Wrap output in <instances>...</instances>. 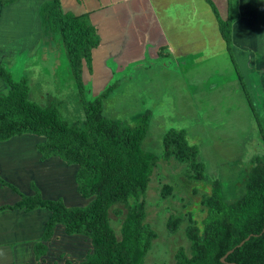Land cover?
Listing matches in <instances>:
<instances>
[{"label": "rangeland", "instance_id": "obj_1", "mask_svg": "<svg viewBox=\"0 0 264 264\" xmlns=\"http://www.w3.org/2000/svg\"><path fill=\"white\" fill-rule=\"evenodd\" d=\"M48 1L37 0L38 3ZM112 1L62 0L61 3L64 11L77 15L87 12L81 5L100 8L89 12L90 25L97 29L101 45L93 51V73L83 64L85 100L90 101L113 87L103 103L104 117L134 127L139 117L149 113L150 128L143 148L158 155L159 161L147 191H141L139 199L131 198L130 204L155 233L144 264H177L180 249L187 255L192 254L188 230L195 228L201 233L206 216L202 200L211 194L214 183L221 184L227 202H234L243 196L254 168L264 162V76L261 75L264 68L254 72L258 83H247L246 73L235 65L231 52L224 58L223 47L218 42L200 49L202 44L197 37L192 43L197 48L193 46L195 49H190L191 52L175 50L176 55L162 46L159 23L155 20L152 24V16L160 23L164 21L161 0H120L110 4ZM181 1L178 11L167 7L173 22L185 18L190 23L200 21L204 26L208 21V29L219 32L218 20L207 11L204 2L197 0L188 13V7L184 8L185 0ZM102 3L108 6L103 7ZM138 6L140 15L135 11ZM122 13H129L125 22L120 18ZM31 18L25 16L21 23L12 21L11 17L1 20V24L6 21V26L10 27L8 41L13 42L16 37L14 45L9 47L10 62L4 66L15 78L28 80L30 100L42 106L56 105L64 121L82 127L86 114L65 57L55 47L51 48L50 41L46 43L42 38L41 44L32 51H22L20 47ZM139 22L146 24L140 27ZM124 23L125 28H122ZM152 31L160 34L156 46L145 43L148 41L142 38L149 32L154 34ZM215 53L217 58H204L213 57ZM6 91L7 86L0 78V93ZM172 129L184 130L189 143L199 149V161L205 164L203 179L191 180L189 175L195 171L189 164L163 157V138ZM21 137L31 139L30 142L44 140L36 135ZM16 139L13 138V142ZM17 141L16 147L6 150L4 156H29L34 150L40 156L36 148L39 142L35 146H21V141ZM66 166L76 173V165ZM12 180L16 182V177ZM17 182L22 184L18 179ZM56 194L59 197L63 194L68 206L83 207L90 202L77 190L66 194L60 188ZM74 195H78V199ZM127 211L126 204H118L110 211V223L119 239ZM171 218L176 221L175 230L170 228ZM57 232L59 235L56 234V240L50 244L51 250L43 264H81L92 253L89 237L67 235L63 225ZM22 249L16 245L0 246V264H38L35 254L31 256Z\"/></svg>", "mask_w": 264, "mask_h": 264}, {"label": "trees", "instance_id": "obj_2", "mask_svg": "<svg viewBox=\"0 0 264 264\" xmlns=\"http://www.w3.org/2000/svg\"><path fill=\"white\" fill-rule=\"evenodd\" d=\"M17 1L0 0V5L7 7ZM234 1L229 0L227 20L213 6L229 52ZM39 12L42 39L50 41L51 48L55 47L65 57L85 110V123L82 127L70 125L61 118L56 105L42 106L30 100L28 80L15 78L0 64V78L7 86V91L0 93V143L23 135L43 138L36 145L40 160L58 158L68 166L76 165L77 192L90 202L83 207H69L62 198L45 199L35 183L31 184L35 195H25L0 174L1 186L20 197L13 205H1L0 213L37 209L51 212L34 248L37 261L48 252L46 242L54 237L56 227L63 225L67 235H85L92 242L93 251L81 264H144L155 233L143 223L130 200L139 199L140 192L147 191L159 161L158 155L143 148L150 128L149 113L139 117L134 127L104 117L103 103L113 87L90 101L85 100L83 64L93 73V51L101 45L97 29L90 25L89 12L81 15L66 12L61 0L43 3ZM163 149L165 159L175 158L190 165L195 171L189 175L191 180L203 179L205 164L199 161V149L189 143L184 130L167 132ZM118 204L128 206L121 239L110 223V211ZM202 204L206 208L202 231L188 230L192 254L180 249L177 264H264V162L254 168L241 198L227 202L221 184L216 181ZM169 225L175 230V219L171 218ZM230 251L233 252L223 261Z\"/></svg>", "mask_w": 264, "mask_h": 264}, {"label": "crops", "instance_id": "obj_3", "mask_svg": "<svg viewBox=\"0 0 264 264\" xmlns=\"http://www.w3.org/2000/svg\"><path fill=\"white\" fill-rule=\"evenodd\" d=\"M118 1L120 0H113L110 4H117ZM134 1L150 2L149 0ZM198 1L201 4H203V2L204 4H206L207 11H211V13H213L212 15L216 20H218L217 13L214 11L213 6L217 9L219 16L223 20H227L229 18V0ZM161 2L163 4L162 17L164 21L160 23L159 20L152 16V24H154L155 20L159 23V29L161 32V36L159 39L164 42L162 46L168 47V50L174 53L176 51L178 53V50L191 52L190 49H195L192 48L193 46H196V48L198 47L196 44H192L195 43L197 37L199 43L202 44L200 49L208 48L210 45H213V43L216 44V42H218L223 47L222 54L224 58L225 55H230V52L227 50L226 42L220 34L219 28V32L218 30L217 32H214L213 29H208V21L204 23V26L203 23L200 21L199 23L195 24L186 21L185 18L183 19L184 21L182 20L173 22L170 17V11L167 7L171 9L175 8L174 10L178 11V7H180L179 3L183 1L161 0ZM184 2V8L185 6L188 7V13L189 10L192 11L197 4V0H185ZM42 4L43 2L38 3L37 0H18L16 3L7 7H1L0 5V64L6 65L10 62V58L12 56L9 47L11 44L14 45L16 41V37H14L13 42H11V40L8 41V36H11V33L9 31L10 27L6 26V21L1 24V20H4L5 18L8 19L9 17H11L12 21L21 23L23 17L28 16L31 18L32 16L33 18H31V24L27 26V31L25 32L27 33V36L22 41L23 45L20 44V47H22V51H32L38 45L41 44L42 23L40 21L39 10ZM233 4L234 19L232 21L231 27V54L234 57L236 63L235 65H237L238 67H242L244 72L246 73L247 83H258V77L257 75H254V72L258 73L257 71H260L264 68V0H235ZM102 5H104L103 7L108 6V4L103 3ZM81 7H83L81 9L85 10V12L87 11L86 13H92L95 10L100 9L97 5H94L92 8H86L82 5ZM115 10L113 11V13H116L118 17V13L115 12ZM135 11L136 14L140 15L141 11L139 6L135 9ZM138 15L137 17H139ZM128 17L129 13H122L120 15V18L123 19L124 22ZM144 23L145 22H139L140 27L144 26ZM125 24L126 23H124V26H122V28H125ZM203 27L204 30L202 31ZM147 29L148 31H150L149 28ZM152 32L154 34H149V32L142 38L148 41L145 43H152L156 46V44H158V35L160 34H155L154 31ZM132 41L133 40L130 39V43H132ZM221 41L224 42L225 45ZM138 42L139 40L137 41V44L139 46L140 43ZM185 56L187 57L188 54ZM215 57L216 53L213 55V57L206 56L204 58L213 59ZM255 68L256 70H254ZM261 75L264 76V72H261ZM248 87L250 91H253L250 85ZM23 138L24 137H17L15 142H13V140L11 139L12 141L10 140V143H8V141L0 144V174L4 180L16 186L23 194L29 196L35 195V191L31 187V184L35 183V185L41 190L42 195L45 199L62 198L63 194H61V197L55 196L57 195V190L60 188L63 189L66 194L70 191L73 192V190H77L76 185L74 183L76 174L75 171H70L69 168L65 165V163L58 158H52L42 162L40 160V156L35 150L34 154H29V156H20L18 154H5L4 156V152H6V150H12L16 147L15 144L18 142L17 140L21 141V146L31 144L35 146V143L39 142L38 140H32L30 142L28 140L31 139ZM19 146L20 145H18V147ZM14 177H16V182H13L12 180ZM17 179L21 181L22 184L17 182ZM77 196L78 195H74V198L78 199ZM19 199L20 197L18 194L13 192L10 188L2 187L0 184V206L13 205L18 202ZM50 216L51 212L46 209H37L31 212H25L24 210H6L0 213V246L16 245V248L17 246L21 247L23 248L22 252H24V250H27L32 256V254H35V245L41 240L45 229V224L49 220ZM61 228L62 225H58L55 229L54 237L50 241L46 242V245L48 247V252L46 256L41 257L39 261H37L35 254L36 263H44V260L47 258V255L51 250L52 243L57 238L56 234L57 236L59 235L57 231L61 230Z\"/></svg>", "mask_w": 264, "mask_h": 264}, {"label": "water", "instance_id": "obj_4", "mask_svg": "<svg viewBox=\"0 0 264 264\" xmlns=\"http://www.w3.org/2000/svg\"><path fill=\"white\" fill-rule=\"evenodd\" d=\"M247 240H249V238L247 239ZM244 243H245V241L244 242H242L241 244H240V246H242V245H244ZM233 251H230L222 260L224 261L228 256H229V254L230 253H232Z\"/></svg>", "mask_w": 264, "mask_h": 264}]
</instances>
